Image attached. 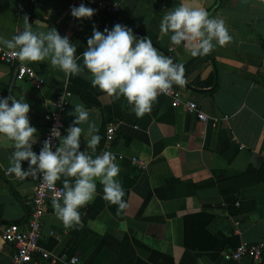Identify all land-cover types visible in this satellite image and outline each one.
<instances>
[{
	"label": "crops",
	"instance_id": "1",
	"mask_svg": "<svg viewBox=\"0 0 264 264\" xmlns=\"http://www.w3.org/2000/svg\"><path fill=\"white\" fill-rule=\"evenodd\" d=\"M75 1L0 0V36L10 39L22 31L26 14L34 32L54 27L61 36L67 35L83 67L82 53L93 26L103 32L120 23L138 38L148 37L175 63L184 64L187 83L174 87L182 91L183 99L196 101L210 120L202 122L183 104L174 107L165 94L137 118L124 97L114 100L94 88L86 69L69 76L52 67L50 59L25 61L45 80L37 88L17 80V66L0 57L1 97L24 96L30 105L37 154L47 129L44 114L54 109V99L63 89L72 95L63 135L75 119L70 115L74 105L83 103L101 136L94 156L104 147L107 123L117 125L112 153L120 167L117 179L127 208L118 215L117 206L103 199V185L97 180L94 200L79 210L84 226L67 228L55 217L52 198L48 199L40 243L51 259L37 256L28 264H70L75 256L79 264H264V253L259 261L227 260L223 255L241 242L264 240V3L184 0L222 18L232 37L224 46L213 41L210 54L192 57L159 27L163 15L181 0H115L119 12L106 11L103 20L72 17ZM1 50L8 49L0 45ZM80 127L83 151L88 124ZM12 151L13 142L0 135L2 167H9ZM133 157L146 166L141 168ZM27 167L28 162H22V168ZM37 182L38 177L16 180L0 173V223L25 226ZM56 183L63 187V178ZM232 200L239 206H231ZM233 217L240 220L239 234L234 232ZM13 250L0 242V264H10Z\"/></svg>",
	"mask_w": 264,
	"mask_h": 264
},
{
	"label": "clouds",
	"instance_id": "2",
	"mask_svg": "<svg viewBox=\"0 0 264 264\" xmlns=\"http://www.w3.org/2000/svg\"><path fill=\"white\" fill-rule=\"evenodd\" d=\"M264 3V0H261ZM51 11V10H49ZM72 17L90 19L95 10L81 3L71 9ZM23 30L10 39L0 36V45L21 62H42L50 59L52 67H58L66 75H79L85 71L94 88L114 100L124 97L137 118L150 112L161 94H168L174 85L183 87L185 66L160 52L148 37H137L131 28L116 23L103 32L93 26L82 53L83 67L77 63V47L67 35L61 36L56 28L34 32L29 17H23ZM162 35H170L173 45L183 46L192 57H203L214 50V43L224 46L232 41L225 21L211 17L203 7L184 2L168 10L160 22ZM30 105L24 96L19 99L9 94L0 97V135L13 142L7 172L17 178L39 177L42 187L52 191L51 199L55 217L67 228H82L80 209L94 200L98 180L103 185V199L117 206L119 215L127 204L124 190L117 179L120 167L117 157L110 151L93 155L100 143L99 127L89 120V112L83 103L74 105L75 119L61 135L55 126L42 142L39 153L33 151L37 143V129L30 124ZM87 123L84 138L86 149L81 150V137ZM78 125V126H77ZM53 138L59 144L53 145ZM90 150V151H89ZM27 161V170L22 162ZM63 178V187L56 190V182Z\"/></svg>",
	"mask_w": 264,
	"mask_h": 264
},
{
	"label": "built area",
	"instance_id": "3",
	"mask_svg": "<svg viewBox=\"0 0 264 264\" xmlns=\"http://www.w3.org/2000/svg\"><path fill=\"white\" fill-rule=\"evenodd\" d=\"M81 3L85 6L91 7L95 10L93 17L99 20L104 19L103 13L109 11L116 14L120 10V3L115 0H91L90 2H82L76 0L75 4L78 7ZM1 59L11 65H16V79L27 80L34 87L41 88L45 84L44 78L40 77L35 69L27 62H21L17 57L10 55L9 50L0 51ZM172 98V105L178 107L184 105L186 109L196 115V117L202 122H208L210 117L201 109L200 105L193 100H185L182 96V91L173 86L172 90L165 94ZM71 93L67 89L59 91L54 99V109L44 114V120L47 125V129L44 132V140L47 139L51 133V130L55 126L63 135L66 128V115L71 101ZM1 97V94H0ZM214 123H217V119H214ZM117 131V125L114 122H109L106 125V141L104 147L98 155L104 151L112 152V143L115 140ZM53 145H58L59 141L56 138L52 140ZM132 161L139 165L141 168L146 166V162L133 157ZM8 168H4L0 164V173L7 179H16L14 174L7 172ZM62 186L56 183V190H60ZM53 192L42 187V181L38 177L37 185L34 189L32 196V211L25 224L21 226L16 222L0 223V242L12 245L14 248L10 264H28L37 256H41L44 259H51L50 253L41 245L40 240L43 236L44 225V212L47 207L48 199L52 198ZM237 204H239L237 202ZM234 232L241 233L240 220L233 217ZM264 253V240L256 243L241 242L235 249L230 251H223V255L227 260L241 261L247 257L253 261H259ZM55 261V259H52ZM70 264H79L80 258L75 256L69 260Z\"/></svg>",
	"mask_w": 264,
	"mask_h": 264
},
{
	"label": "trees",
	"instance_id": "4",
	"mask_svg": "<svg viewBox=\"0 0 264 264\" xmlns=\"http://www.w3.org/2000/svg\"><path fill=\"white\" fill-rule=\"evenodd\" d=\"M150 38L156 41V39H155V38H153V37H150ZM237 202H238V201H234V200H232V202H230V205H231V206H233V205H234V206L238 207V206H239V204H237Z\"/></svg>",
	"mask_w": 264,
	"mask_h": 264
}]
</instances>
